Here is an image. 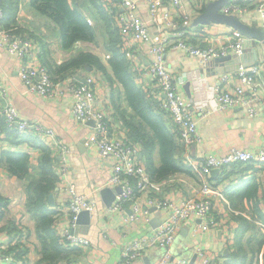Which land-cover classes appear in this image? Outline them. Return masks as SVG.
<instances>
[{
	"label": "crops",
	"instance_id": "obj_1",
	"mask_svg": "<svg viewBox=\"0 0 264 264\" xmlns=\"http://www.w3.org/2000/svg\"><path fill=\"white\" fill-rule=\"evenodd\" d=\"M79 1L76 0L75 3H79ZM138 1L141 16L148 20L147 1ZM215 1L217 0L182 1L185 12L190 16L187 20H182L181 23V27L190 31L187 42L205 47L208 44V39L215 40L220 38L233 28L223 23L207 22L202 24L195 22V19L208 8L209 4ZM18 2L16 13L18 25L22 23V19H29V17L21 16H31L44 20L41 24L35 25L34 28L38 29L43 36L42 39L47 44L46 48H49V55L53 62L61 63L74 56L77 51L86 50L98 55L108 71L112 72L108 62L110 53L108 52L105 57H102L94 48L96 42H78L74 49H65L56 24L36 11L30 0H18ZM86 3L87 7H82L80 4L81 10L86 16L88 15L87 17L92 14L94 16V19L91 17L93 24L95 20L97 26L96 12L91 9L92 5L90 2L86 0ZM261 4L264 11V0H251L247 11L230 15H238L244 23L261 28L264 31V14L259 8ZM163 9L172 10L173 8L167 3ZM173 11L175 10L173 9ZM3 21L1 27L5 29L11 28L12 24L15 23L8 24L5 19ZM23 24L30 26L27 21ZM149 30L151 33L150 41L135 42L131 40L128 44L137 53V63L145 66L149 64L151 59L156 58L154 54L147 52V49L152 42L159 39L156 24L150 22ZM102 31L107 36L106 26ZM45 33L49 36L51 35V37L53 36V39ZM98 34L100 35V31L96 30L97 41ZM249 39V44L243 48V53L245 54L244 62L248 64L252 62L256 50L259 59L257 64L264 66V42L254 37H249ZM245 40H247V36H245ZM105 42L100 44L99 39L98 46L107 51ZM37 47L42 52L41 46L37 45ZM214 59L204 65L198 57L189 54L187 49L182 46L171 47L164 54L167 69L176 78L178 89L182 91L190 102L201 136V141L191 147V153L196 158H203L210 154H226L231 148L252 149L264 147V99H253L249 104L229 110H220L216 107L215 86L220 84L222 87H234L240 81L235 77H231L234 74L232 72L235 70L229 69L233 61L220 64L215 62ZM22 61L24 60H21L8 50L6 42L2 40L0 34V69L3 72L4 84L8 91L7 103L16 108L21 118L30 119L32 122L42 125L44 129H52L66 145L64 154L60 156L53 155L54 168L59 174V180L54 190L48 195L49 203L56 211L54 223L57 233L64 229H69L70 232L85 236L90 241L89 246L71 247L65 257L66 259H60L56 264L66 261H72L74 264H126L121 262L124 246L134 240L148 238L161 224V214L155 209H150L149 219L140 216L131 220L128 217L130 214L129 208L126 215L121 212H110L107 210L115 195L119 192V186L109 182L113 171L111 163L101 160L94 150L86 146V140L90 137L94 124L90 121L80 123L75 119L72 112L75 97L71 93L65 91L60 96L45 98L36 92L29 91L20 78ZM31 61L38 63V60L36 61L35 59ZM225 68L228 69L223 72ZM79 70L83 75L82 77L88 74L94 76L98 105L105 107L110 112L114 131L129 138V129L125 122V116L133 115L134 111L125 98L122 85L118 82L111 84L104 73L97 68L91 67L86 71ZM226 77L230 80L226 81ZM4 105L5 101L0 99V157L3 150L29 152L30 169L36 175L42 158V151L38 144L45 137L34 128L31 130L32 132H29V137H27L29 139H21L12 135L7 136L1 128L2 108ZM250 107L254 108L253 112L249 111ZM201 110H208V114L200 117L199 112ZM166 118L169 128L176 130L170 115L167 114ZM183 156L184 152L179 147L176 157L182 159ZM142 157L145 161V157L143 155ZM154 160L156 165L160 164L158 148L154 152ZM248 165L231 166L218 174L229 180V185L225 190L228 198V194H232L238 188L240 180L253 176L258 183L257 198L255 197V200L260 202L263 208L264 190L262 184H264V167ZM64 167L67 170L62 174ZM209 174V179L212 183L221 182L215 180L218 174H214L213 171ZM27 182V179H20L12 174L7 166L0 161V240L12 241L15 238L19 239L18 246L20 251L14 264H48V260L38 263L42 257L41 243L36 234V221L27 209ZM159 182L164 194L176 202H180L185 197L196 196L200 186V179L192 170L190 173L178 172L170 174L159 180ZM68 183H73L79 193L84 194L89 201L95 204L91 212L83 211L85 214L82 218L81 214L83 212L80 213L76 226L71 224L69 216L68 202L70 196L65 190ZM104 188L107 189L108 195L102 193ZM50 196H52L51 202ZM215 202L216 215L225 227H212L202 230L198 226L200 221L194 216L190 217L184 223L176 240L169 246L174 258L184 257L189 259L192 264H200L202 257L197 251L199 248H207L212 258L211 264H228L230 252L234 249L233 239L239 227V220L236 215H239L240 212H248L236 208L238 213L230 214L225 210V204L222 206L223 209L218 200ZM235 202L249 201L241 197ZM228 228L232 234H230ZM229 235H232L233 239H229ZM156 249L158 248L153 247L147 250L142 258L136 259L130 264H157L163 255L158 254V256L153 258ZM188 250V256H178L176 253V251L187 252Z\"/></svg>",
	"mask_w": 264,
	"mask_h": 264
},
{
	"label": "built area",
	"instance_id": "obj_2",
	"mask_svg": "<svg viewBox=\"0 0 264 264\" xmlns=\"http://www.w3.org/2000/svg\"><path fill=\"white\" fill-rule=\"evenodd\" d=\"M146 1L148 2V20L141 16L136 0H97L103 10L111 16L112 21L118 25L121 39L125 45H128L131 40L135 42L150 41L149 23L156 24L159 39L152 42L147 49V52L154 54L156 58L151 59L148 65L137 63L136 52L124 50L136 82L147 91L150 97L157 99L161 109L170 115L176 131L179 133V141L184 146L183 161L200 179L197 195L182 198L180 202L166 196L162 191L161 183L151 177L141 155V145L114 131L110 112L97 103L93 75H87L84 82L76 79L74 75L61 78V81L53 80L46 66L40 62L38 55L40 50L37 44L31 39L13 36L14 34L10 33L12 29L1 27L5 18V10L1 4L0 34L2 40L6 41L8 50L12 53L16 52L18 57L24 60L20 65V77L29 91L37 92L45 98L60 96L65 91L69 92L75 97L72 108L75 119L80 123L94 120L92 133L86 140V146L94 150L101 160L111 163L113 171L109 182L120 187V191L117 192L107 210L126 215L129 208L128 217L131 220L140 216L149 219L152 207L161 214V224L148 238L137 239L124 246L121 262L130 264L134 260L142 258L147 250L153 247H162L166 250L157 264H192L189 259L184 257L174 258L169 250V246L174 242L184 223L194 216L200 221L198 226L202 230L225 227L216 215V200L220 202L221 207L225 204V210L228 213H238L225 193L229 180L224 179L220 183L214 184L209 179V173L214 169H218L219 173L238 163L264 167V147L231 148L223 155L210 154L203 158L194 157L191 147L201 141L194 111L188 99L178 89L176 78L167 69L164 54L171 47L182 46L187 49L189 54L198 57L206 65L210 60L227 54L240 56L243 53L245 36L239 30L232 28L220 38L208 39V44L205 47L193 45L186 41L190 31L181 27L182 20H187L190 17L185 12L183 0ZM167 3L175 11L163 9ZM250 3L251 0H231L222 7L221 11L225 14H239L247 11ZM259 8L264 14L262 4ZM88 21L93 24V20L89 17ZM32 59L38 60V63L32 62ZM232 73L234 74L231 77L237 78L240 83L234 87L216 85L214 88L216 107L220 110H229L249 104L253 99H264V66L240 63ZM227 77L225 80L229 81L230 79ZM7 94V88L0 78V97H6ZM249 111L253 112L254 108L250 107ZM2 114L9 126L16 127L22 132H29L33 128L40 131L41 135L45 137L43 142L47 146L51 148L52 145H55L56 151L51 149L54 156H60L66 151V145L52 129H44L40 124L21 118L14 106L4 105ZM207 114L208 110L199 112L200 117ZM66 170L67 168L64 167L62 174ZM262 188L264 190V184H262ZM65 190L70 196L68 210L71 224L76 226L80 213L91 212L95 204L89 201L84 194L79 193L73 183H68ZM262 212L264 213V202ZM253 221L264 234V220L255 218ZM228 230L232 234L229 228ZM58 234L64 244L69 247L89 246L90 244L87 237L72 233L69 229H64ZM229 239H233V236L229 235ZM18 242V238L12 241L0 240V264L16 262L19 250ZM197 252L202 257L200 264H211L212 258L207 248H199ZM58 264H74V262L66 261Z\"/></svg>",
	"mask_w": 264,
	"mask_h": 264
},
{
	"label": "trees",
	"instance_id": "obj_3",
	"mask_svg": "<svg viewBox=\"0 0 264 264\" xmlns=\"http://www.w3.org/2000/svg\"><path fill=\"white\" fill-rule=\"evenodd\" d=\"M30 1L36 11L56 24L65 49H74L78 42H94L96 40L94 24L89 23L88 17L80 8V2L74 5L70 0ZM87 1L91 5L98 7L106 22L107 41L105 42V48L110 53L108 62L112 72L108 71L98 55L86 50L77 51L74 56L61 63L53 62L49 55V48H46L47 44L42 39L40 40L42 52L40 50L38 54L41 64L46 66L51 78L55 81L61 78L59 76L65 78L72 75H80L82 77L83 75L79 69L86 71L94 67L103 72L111 84L120 83L123 87L125 98L134 111L133 115L125 116V122L129 129V139L138 142L142 146V155L145 157L147 170L151 177L159 181L173 173H190L191 168L184 163V159L176 157L179 147L184 152V146L179 141V133L169 128L166 118L168 113L161 109L158 100L150 97L147 91L136 82L126 52L122 49L123 40L118 30L113 27L111 16L101 8L97 0ZM18 4V0H3L2 3L5 10L4 19L8 24L15 22L12 26L17 24L16 13ZM1 128L7 136L12 135L21 139H29L27 138L29 137V132H32V129L29 132H22L16 127L9 126L4 116L1 118ZM38 145L42 151V158L36 175L30 169L29 152L3 150L0 161L7 166L12 174L28 181L26 184L27 209L36 221V234L41 243L42 257L38 263L48 260V264H56L60 259L67 256L71 247L65 246L57 233L54 223L56 211L51 207L48 200V195L54 190L59 180V174L54 168L53 154L51 148L45 142L40 141ZM156 148H158L160 156L159 165H156L154 160ZM241 165L243 164L238 163L233 166L239 167ZM215 180L222 181L224 177L218 174ZM257 186L256 179L251 176L240 180L235 192L228 194L235 209L248 212H241L236 215L239 220V227L233 239L234 249L230 252L228 264H252V255L257 252L253 246L257 240L253 242V238L250 237V243L249 239H245V235L251 229L259 230L253 219L261 218L264 220L262 204L255 200L257 198ZM241 197L246 198L249 202H235ZM248 217L252 219L250 220ZM262 237L258 241V246L263 245V233ZM19 251L20 249L17 254ZM250 253L252 255L249 260ZM256 264H260L259 261Z\"/></svg>",
	"mask_w": 264,
	"mask_h": 264
},
{
	"label": "rangeland",
	"instance_id": "obj_4",
	"mask_svg": "<svg viewBox=\"0 0 264 264\" xmlns=\"http://www.w3.org/2000/svg\"><path fill=\"white\" fill-rule=\"evenodd\" d=\"M71 1H72V4H74V5H77L78 4V3H75L76 0H71ZM136 1H138V0H136ZM79 2H80L79 4H81L82 7H87L86 0H80ZM91 9L94 12H96L95 16L97 17V21H96L97 22V26H96L95 20H94V27L96 26L95 27V30H97L98 32L100 31V35L98 34V41H97V39L94 41V42H96V45H94L93 43H92V45L95 46L94 47L95 50H97L102 57H105V55L108 53V51H104V49L101 48V47H99L98 44H99V39H100V44L104 43L106 41V39H107V36L102 33L103 32L102 30H104V27L106 26V22H105V20L103 18L102 13L100 12V10L98 9V7L96 5H92ZM90 15L91 16H89V18L92 17L94 19V16L92 14H90ZM21 17H29V19H27V20L22 19V23L21 24L19 23L21 26L18 25V22H17L16 26H12L11 28H9V29H12V32L10 31V33L14 34L13 36L16 35V36H21V37H24V38L31 39L35 44L41 46L40 40L43 38V36L39 33L38 29L34 28V26L35 25H38V24H41L42 21L44 22V20L43 19L42 20L41 19H37L36 17L33 18L31 16H21ZM25 21H27L30 24V26L28 24H23ZM113 27L116 28L118 30L119 34H120L119 27H118V25L115 22H113ZM45 34L47 36H49L47 33H45ZM49 37L51 39H53L52 38L53 36L51 37V35H50ZM120 37H121V35H120ZM122 49H125L128 52H132V53L133 52H136L135 50H133L132 48H130L129 45H125L124 42H123V45H122ZM14 54L18 56V54L16 52ZM106 58H107V56H106ZM0 73H1L0 74L1 81L4 84V78H3L4 75L2 74L3 72L1 71V69H0ZM1 75H2V77H1ZM88 75H92V74H88ZM66 76H68V75H66ZM59 77L63 78L62 76H59ZM105 77L107 78L106 75H105ZM61 78H58L57 81H61L62 80ZM75 78L78 79L76 76H75ZM107 80H108V78H107ZM82 82H84V81H82ZM22 83H23V81H22ZM62 85H64L63 82H62ZM6 98H7V96L6 97H3V98L0 97L1 100L3 99L5 101V105L8 104ZM52 98H54V97H52ZM8 105H10V104H8ZM26 120L31 121L30 119H26ZM51 149L55 152L56 151L55 145H52L51 146ZM177 236H176V238H177ZM245 236H246V238H245L246 240H248V239L250 240V237L253 238V242H255L257 240L256 243L253 244V246L255 248V251H257V252L256 253H253V255L251 254L252 255V258H253L252 264L253 263L256 264L258 261H259L260 264H264V249H263L264 248V246H263L264 245V242H263V245L258 246L259 245L258 244V241L263 238L262 237V232L260 230H256L255 231V229L253 228ZM176 238H175V240H176ZM250 243H251V240H250ZM65 246H68V245L65 244ZM155 248H158V249H156L155 253L153 254V258H155L156 256H158V254H161V255L164 254V252H165V249L164 248H162V247H155ZM262 249H263V251H262ZM176 253H177L178 256H180V255L188 256L189 255V250L187 252L186 251H176ZM64 259H66V258H63L62 260H64Z\"/></svg>",
	"mask_w": 264,
	"mask_h": 264
},
{
	"label": "water",
	"instance_id": "obj_5",
	"mask_svg": "<svg viewBox=\"0 0 264 264\" xmlns=\"http://www.w3.org/2000/svg\"><path fill=\"white\" fill-rule=\"evenodd\" d=\"M230 0H217L215 2H212L209 4L208 8L195 19L196 23H207V22H215V23H223V24H227L237 30H239L243 35L247 36V40H245L244 42V46L247 47V44H249L250 39L249 37H254V38H258L259 40H261L262 42H264V31L261 28H258L256 26H250L246 23H244L239 17L238 15H230V14H225L223 12H221V8L228 4ZM3 3V0H0V4ZM215 62L217 63H225L227 61H233L231 64V67L229 68L230 70L232 69H237L239 67V64H245V65H251V64H257L259 63V59H258V53L255 50V56H254V60L252 59V62H249V64L245 61V54L243 53L240 56H233L232 54H227L224 56H220V57H216ZM228 69V68H227ZM226 68L223 70L226 71ZM229 71V70H228ZM76 77L80 80V81H86L85 77H81L80 75H76ZM90 122H92L94 124V120H90ZM142 155V154H141ZM218 169H214L213 173L217 174L218 173ZM118 191H120V187L118 189ZM103 194L108 195L107 193V189L104 188L102 190ZM52 196H50V202H51ZM155 209L154 207L151 208V210ZM85 212H83L81 214V218L84 216Z\"/></svg>",
	"mask_w": 264,
	"mask_h": 264
}]
</instances>
